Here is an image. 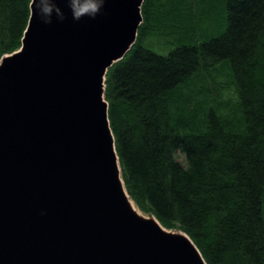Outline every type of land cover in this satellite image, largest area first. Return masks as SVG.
Returning <instances> with one entry per match:
<instances>
[{"label":"trees","instance_id":"1","mask_svg":"<svg viewBox=\"0 0 264 264\" xmlns=\"http://www.w3.org/2000/svg\"><path fill=\"white\" fill-rule=\"evenodd\" d=\"M31 4L0 0V60L22 46ZM196 4L144 0L137 41L107 74L123 180L207 264H264V0Z\"/></svg>","mask_w":264,"mask_h":264},{"label":"water","instance_id":"2","mask_svg":"<svg viewBox=\"0 0 264 264\" xmlns=\"http://www.w3.org/2000/svg\"><path fill=\"white\" fill-rule=\"evenodd\" d=\"M143 3L32 0L22 46L0 60V264H207L124 191L106 76Z\"/></svg>","mask_w":264,"mask_h":264},{"label":"rangeland","instance_id":"3","mask_svg":"<svg viewBox=\"0 0 264 264\" xmlns=\"http://www.w3.org/2000/svg\"><path fill=\"white\" fill-rule=\"evenodd\" d=\"M189 5L192 7V9H193V12H195L194 14L196 15L197 14V11H196V0H189ZM215 36V35H214ZM148 43V45H145L149 50H151V51H153V52H155V53H157V54H159V55H162V56H166V55H168V54H166L165 52H167V51H165V49L163 48V43H162V41L160 40V39H155V38H153V36H151L150 38H149V41L147 42ZM176 47V45L174 46V48ZM173 48V49H174ZM198 84V82L197 81H195V82H193L192 83V87H193V90H195V88H194V86H196ZM231 97L234 99V100H237V97H236V95L235 94H231ZM180 161H183V159L182 160H180ZM140 209V208H139ZM141 210V209H140ZM142 211V210H141ZM142 213L143 214H145V215H147V216H149L148 218H150V217H152V214L151 213H145L144 211H142Z\"/></svg>","mask_w":264,"mask_h":264},{"label":"bare ground","instance_id":"4","mask_svg":"<svg viewBox=\"0 0 264 264\" xmlns=\"http://www.w3.org/2000/svg\"><path fill=\"white\" fill-rule=\"evenodd\" d=\"M120 169H121V167H120ZM124 191L126 192L125 187H124ZM126 196L128 198V203H129L130 208L132 209V211H134L141 218L147 219L149 216H147V215H145V214L142 213V211L137 207V205L135 204V202L130 197H128L127 192H126ZM152 220H154L155 222H157V220L154 219V218Z\"/></svg>","mask_w":264,"mask_h":264},{"label":"clouds","instance_id":"5","mask_svg":"<svg viewBox=\"0 0 264 264\" xmlns=\"http://www.w3.org/2000/svg\"><path fill=\"white\" fill-rule=\"evenodd\" d=\"M97 8H98V4H92L91 5V10L93 11V12H95L96 10H97ZM52 11V8L51 7H49V5L47 4V3H43V6H42V13H44V14H48V13H50ZM76 15L77 16H79L80 15V10H76Z\"/></svg>","mask_w":264,"mask_h":264}]
</instances>
